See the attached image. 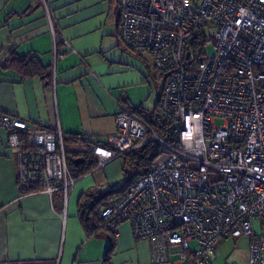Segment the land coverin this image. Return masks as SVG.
<instances>
[{"label":"built area","instance_id":"obj_1","mask_svg":"<svg viewBox=\"0 0 264 264\" xmlns=\"http://www.w3.org/2000/svg\"><path fill=\"white\" fill-rule=\"evenodd\" d=\"M37 2L52 27L49 0ZM117 7L122 46L149 54L164 77L158 114L169 140L118 105L114 134L89 148L95 169L149 141L161 152L101 210L102 227L116 234L128 223L136 240L149 241L151 264L166 263L172 248L179 262L213 264L220 241L242 236L248 264H264V0H118ZM63 55L54 43V60ZM0 128L5 148L16 152L20 193L66 198L76 180L59 127L32 130L0 112Z\"/></svg>","mask_w":264,"mask_h":264},{"label":"crops","instance_id":"obj_2","mask_svg":"<svg viewBox=\"0 0 264 264\" xmlns=\"http://www.w3.org/2000/svg\"><path fill=\"white\" fill-rule=\"evenodd\" d=\"M117 3L49 0L50 27L37 0H0V112L32 130L59 127L64 137L82 136L103 146L115 132L119 104L153 110L164 77L149 54L122 46ZM54 43L64 54L55 60ZM11 54L35 57L49 80L22 79L4 61ZM5 140L6 132L0 128V264H102L110 245L114 248L109 264H151L149 241L136 240L128 223L120 224L116 234L101 232L89 238L79 222L80 196L112 187L120 179L122 159L75 179L66 198L22 195L16 152L5 148ZM64 146L66 152L83 148L74 143ZM190 247L196 248L194 243ZM248 262L247 237L219 242L213 264ZM161 264L185 263L172 248L168 261Z\"/></svg>","mask_w":264,"mask_h":264},{"label":"trees","instance_id":"obj_3","mask_svg":"<svg viewBox=\"0 0 264 264\" xmlns=\"http://www.w3.org/2000/svg\"><path fill=\"white\" fill-rule=\"evenodd\" d=\"M22 14H26V12H23ZM4 59L5 63H8L9 67L14 68L24 80L31 79L36 76H43V78H47V80L50 78V75L42 73L45 68L42 69L43 67L40 66L35 57H18L11 54L6 56ZM133 111L141 117L151 130L161 139L164 141L169 140V127L158 114V102L153 110L137 108L133 109ZM63 142L64 145L74 143V145L80 144L83 147L81 150L76 152H66L68 170L73 179H79L87 173L95 170L96 162L89 153V148L94 145V143L77 135L68 137L65 136ZM160 152V145L155 141H149L142 148L126 155L127 157H133L134 166L139 170L136 175L127 177L120 188L106 191L92 190L80 196L78 201V218L82 229L86 232L87 237H98V234L101 232H107V234L112 233V231L105 230L102 227V221L100 218L101 210L108 205L110 201L116 199L122 194L127 183L145 174L151 168L155 159L160 155ZM109 237L111 238V236ZM113 248V245H110L102 264H109L110 254Z\"/></svg>","mask_w":264,"mask_h":264},{"label":"rangeland","instance_id":"obj_4","mask_svg":"<svg viewBox=\"0 0 264 264\" xmlns=\"http://www.w3.org/2000/svg\"><path fill=\"white\" fill-rule=\"evenodd\" d=\"M206 49H207V54L209 56L213 54L214 49H213L211 42L208 44ZM162 81H163V79H162ZM221 123H222V121L217 120L215 122V125H221ZM70 149H73V148H70ZM120 159H122V161H123L122 166H121V170L119 172L120 179L112 187H107V186L101 187L102 191L114 190V189L120 188L123 185V182L125 181V179L127 177H131L133 175H136L137 171L139 170V169L135 168L132 156H130V157L125 156V157H121Z\"/></svg>","mask_w":264,"mask_h":264}]
</instances>
